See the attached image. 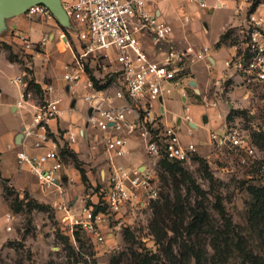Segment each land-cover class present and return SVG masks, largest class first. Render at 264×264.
<instances>
[{
    "label": "rangeland",
    "instance_id": "1",
    "mask_svg": "<svg viewBox=\"0 0 264 264\" xmlns=\"http://www.w3.org/2000/svg\"><path fill=\"white\" fill-rule=\"evenodd\" d=\"M65 1L61 0V5ZM220 12L213 17L218 19ZM18 17L55 33L58 29L65 31L70 46L75 47V38L67 33L71 27L60 26L53 16ZM11 20H5L4 25L8 26ZM42 36L48 37L45 33ZM39 37V32L32 36ZM227 40L230 45L236 41L230 32L223 37V43ZM10 49L9 57L23 62L25 92L31 93L29 100L41 103L44 98L41 89L36 88L31 63L52 62L51 55L39 47L26 53L15 48L13 53ZM89 71L95 79L103 74L96 63ZM14 77L13 71L2 77L7 91L14 88L9 83ZM101 82H97L98 86H103ZM44 83L52 82L47 78ZM105 86L102 90L112 96L116 86L110 83ZM225 87L220 105L226 123L249 132L264 160V84L241 88L229 81ZM174 90L173 98L178 92ZM72 96L74 101L81 100L74 98L78 93L69 92L62 98L68 102ZM204 100L198 97L199 104L204 105ZM83 110L76 107L67 116H77ZM10 124L19 125V121L12 113L0 114V136L8 131ZM84 129V137H79L72 148L63 139L66 131L61 132L63 145L58 152L64 166L61 171L64 180L60 191L40 188L37 178L26 167L20 169L25 187L0 175V264H196L195 253L202 257V264H249V256L264 262V195L255 190L261 188L264 175L241 166L229 151L210 145H199L190 162L172 168L162 160H150L139 140H134L137 145L133 148L128 141L133 162L122 164L150 168L157 196L145 204H127L110 215L97 205L103 203L108 173L102 134L87 125ZM195 136L206 139L201 129L195 131ZM80 170L86 174L85 182ZM59 204H65L74 214L80 206H92L95 214L103 213L107 217L100 226L103 242L72 228ZM7 215L10 222L5 221Z\"/></svg>",
    "mask_w": 264,
    "mask_h": 264
},
{
    "label": "built area",
    "instance_id": "2",
    "mask_svg": "<svg viewBox=\"0 0 264 264\" xmlns=\"http://www.w3.org/2000/svg\"><path fill=\"white\" fill-rule=\"evenodd\" d=\"M188 2L207 8L203 0ZM149 5L150 0H67L62 4L71 27L67 33L75 38L72 61L64 65L62 78L71 95L83 88V93L76 97L88 105L85 125L105 134L107 185L103 203L97 205L110 215L118 213L127 204H145L157 196L150 168L120 163L129 154V137L138 138L145 154L153 162L165 159L186 163L197 151L196 143L181 142L180 126H161L162 111L156 104L176 88L186 101V90L194 89L190 70L208 59L210 49L208 46L178 48L171 39L172 28L160 21L149 10ZM24 15L28 18L37 15L52 18L43 6L31 7ZM229 32H234L236 41L231 44L232 53L224 62L222 75L212 82L211 97H205L204 106L209 108L222 103L226 94L225 84L229 81L241 88L264 84V0H253L245 20L225 34ZM66 35L63 30L56 31L57 38L70 48ZM15 36L23 52L34 49L27 35L18 33ZM47 42L48 37H42L38 46L44 47ZM94 63L103 71L100 78L95 79L89 71ZM25 76L23 73L10 80L12 85L23 87L18 106L25 104L31 96L25 92ZM93 79L102 81V85H115L114 94L108 96L103 90H97ZM52 91L49 85L42 90L43 94ZM60 103L58 99H44L39 103L31 124L22 130L17 147L12 148L18 167L27 166L45 190L60 191L63 183L61 171L64 166L49 125L75 108H62ZM184 110L185 122L193 127L189 107ZM84 135L82 130L73 132L69 129L63 138L68 144H74L77 137ZM186 135L190 137L191 131ZM208 143L218 150L229 151L238 158L241 166L264 175V160L260 158L249 132L240 126L223 123L221 130L209 132ZM27 150L35 153L30 154ZM59 209L64 211L72 228H79L91 234L97 242H103L100 226L107 218L103 213L95 214L92 206H80L77 214L65 204H59ZM5 221L10 222L9 215Z\"/></svg>",
    "mask_w": 264,
    "mask_h": 264
},
{
    "label": "crops",
    "instance_id": "3",
    "mask_svg": "<svg viewBox=\"0 0 264 264\" xmlns=\"http://www.w3.org/2000/svg\"><path fill=\"white\" fill-rule=\"evenodd\" d=\"M207 4V8L202 9L196 3H189L188 0H150L149 10L154 13L155 16L162 22H165L172 28V41L174 44L183 49L187 46H208L210 53L206 61L195 64L190 70L191 85L194 84V89L186 90V101L180 96V90L173 98L166 96L161 102L156 105L160 106L162 111V118L160 124L162 127L166 126H180L181 133L180 139L183 144L194 142L197 147L200 145L209 146V132L219 131L222 129L223 123H225L224 109L217 106L216 108H209L198 103V97L210 98V89L212 82L218 79L224 71V62L232 53V48L229 41L223 43V37L228 29L239 27L245 20L247 12L249 11L250 3L253 0H203ZM220 4L221 7L217 8L216 5ZM221 11V12H220ZM220 12L219 18L213 17V14ZM209 17V18H207ZM48 31V32H46ZM39 32L40 37L33 39L32 36ZM24 33L29 37L35 47H39L38 43L43 37V33L48 36V42L44 47H39L49 53L52 57V62H32V69L34 82L36 88L41 89L44 86H52L53 91L51 93L43 94V98L46 100H60V106L62 108H76L84 109L79 113L72 116L65 115L61 120L51 122L49 125V132L53 140H57L56 148L60 150L63 144L60 142L61 132L67 131L71 128H77V130H86L84 116L87 112L88 105L81 100L74 101L73 96L68 102L64 101L62 96H67V89L65 82L63 81V67L72 61V47H67L63 42H57L58 38L53 29H48L40 24H36L26 19L16 17L12 18L8 26L4 25V28L0 29V114L12 113V115L18 119L19 125L10 124L8 131L0 136V175L4 179H8L14 182L19 187H25L27 185L24 179H20V169L27 166L18 167L14 159L13 147L19 142L20 133L24 128H27L31 122L35 112V107L39 104L33 100H28L22 106H18L20 100V94L23 87L14 85V88L5 89L2 83V77L7 71L14 72V78L25 73L23 70V62H16L10 59V51L12 47L13 53L15 49H21L16 34ZM234 32H231L233 37ZM54 42V45L50 43ZM62 45V48L60 47ZM75 45V44H74ZM34 47V48H35ZM15 48V49H14ZM22 50V49H21ZM13 78V79H14ZM50 79L52 83L45 84V79ZM9 79V83L10 80ZM84 80L82 81V83ZM175 91V90H173ZM172 91V93H173ZM78 94L83 93L81 87ZM76 98V96H74ZM176 98V99H175ZM72 99V100H71ZM117 103V102H116ZM189 107V115L192 119L193 127L188 125L184 116L185 107ZM232 108V105H228ZM86 107V108H85ZM75 111V110H74ZM74 126V127H73ZM201 129L206 134V139L202 136H195V131ZM191 131V136L186 134ZM88 134V132H86ZM102 134V141L105 137ZM76 139V143L78 141ZM87 136L85 140H88ZM64 139V138H63ZM134 140H138L132 136V140H129L131 148L137 145ZM139 144L140 142L137 141ZM67 143V142H66ZM74 143V144H76ZM74 144L67 145L72 148ZM50 147V145H48ZM129 147V150H130ZM28 153L34 154V151L27 150ZM125 160L120 163L128 164L133 162L132 155H127ZM64 180V178H63ZM40 186V185H39ZM41 188V186H40ZM44 192V191H43Z\"/></svg>",
    "mask_w": 264,
    "mask_h": 264
},
{
    "label": "water",
    "instance_id": "4",
    "mask_svg": "<svg viewBox=\"0 0 264 264\" xmlns=\"http://www.w3.org/2000/svg\"><path fill=\"white\" fill-rule=\"evenodd\" d=\"M34 6L45 7L60 26L69 27L61 0H0V29L4 28L5 20L24 15Z\"/></svg>",
    "mask_w": 264,
    "mask_h": 264
},
{
    "label": "trees",
    "instance_id": "5",
    "mask_svg": "<svg viewBox=\"0 0 264 264\" xmlns=\"http://www.w3.org/2000/svg\"><path fill=\"white\" fill-rule=\"evenodd\" d=\"M227 34L228 33L224 34V38L227 36ZM93 82H94V85H95V87H96L97 90H102L103 88L106 87L105 85L98 86L97 81L94 80V79H93ZM253 141H255V140H253ZM255 143H256V141H255ZM162 162H163V164H166L167 166L170 165L172 168H174V166H176L177 164H179L177 162H170V161H167L165 159H162ZM79 172H80L82 181L85 182L86 181V174H85V172L83 170H80ZM260 187L261 188L259 190H257V189H255V190L258 192V194L260 193L261 195H264V185H261ZM94 213H95V210H94ZM195 258H196V264H202V257L198 253H195ZM248 260H249V264H264L263 261H261L260 259H258L257 257H254V256H249V259Z\"/></svg>",
    "mask_w": 264,
    "mask_h": 264
}]
</instances>
